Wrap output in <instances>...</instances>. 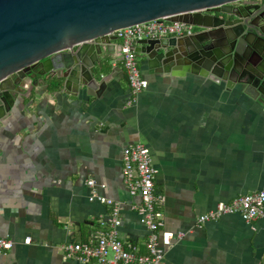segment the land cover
<instances>
[{
  "label": "crops",
  "instance_id": "crops-1",
  "mask_svg": "<svg viewBox=\"0 0 264 264\" xmlns=\"http://www.w3.org/2000/svg\"><path fill=\"white\" fill-rule=\"evenodd\" d=\"M112 44L116 52L91 95H64L58 105L50 83L28 81V97L1 125L0 238L14 248L0 264H82L64 247L93 241L112 213L90 201L92 193L119 205L120 239L146 255L141 198L123 176L124 156L136 144L150 149L158 171L164 230L184 234L166 248L165 264H264V217L198 222L220 203L264 190L263 109L224 83L156 73L142 53L137 62L149 85L130 104L122 40Z\"/></svg>",
  "mask_w": 264,
  "mask_h": 264
},
{
  "label": "water",
  "instance_id": "water-1",
  "mask_svg": "<svg viewBox=\"0 0 264 264\" xmlns=\"http://www.w3.org/2000/svg\"><path fill=\"white\" fill-rule=\"evenodd\" d=\"M240 1L0 0V127L28 97V81L54 85L58 105L64 95H91L116 52L117 38L110 35L161 19L196 31L138 43L135 51L147 56L156 73L224 83L264 111V17L257 25L246 23L243 11L233 7Z\"/></svg>",
  "mask_w": 264,
  "mask_h": 264
},
{
  "label": "built area",
  "instance_id": "built-area-1",
  "mask_svg": "<svg viewBox=\"0 0 264 264\" xmlns=\"http://www.w3.org/2000/svg\"><path fill=\"white\" fill-rule=\"evenodd\" d=\"M193 25L169 22L165 19L155 20L120 29L110 36L122 40L121 59L130 83L132 104L143 90L148 88V82L142 78L137 62L135 46L140 41L163 39L171 37H186L195 33ZM158 171L153 165L152 154L149 148L142 144L133 146L124 156L123 176L125 184L132 196L141 198L140 214L149 231L148 253L138 256L130 252L129 248L119 237V227L122 224L120 207L111 199L99 197L92 193L90 201L98 202L112 208L106 228L90 243H69L64 247L67 258L75 259L82 264L96 260L97 264H165L166 248L175 240L184 237L183 233L175 234L165 229L162 207L164 197L157 193L155 181ZM90 187L94 181H90ZM227 215H239L247 224H251L264 217V190L245 197L233 200L231 203H220L215 211L209 212L198 219L199 224H206L220 220ZM31 238L25 244L31 243ZM14 243L11 240L0 238V257L11 252ZM113 255V259L111 258Z\"/></svg>",
  "mask_w": 264,
  "mask_h": 264
},
{
  "label": "flooded vegetation",
  "instance_id": "flooded-vegetation-1",
  "mask_svg": "<svg viewBox=\"0 0 264 264\" xmlns=\"http://www.w3.org/2000/svg\"><path fill=\"white\" fill-rule=\"evenodd\" d=\"M233 7L243 11V14L247 16L246 23L253 22V25H257L264 17V0H244L233 4ZM225 19L229 22L236 20L233 17H226ZM240 24L244 25V21L241 20Z\"/></svg>",
  "mask_w": 264,
  "mask_h": 264
},
{
  "label": "trees",
  "instance_id": "trees-1",
  "mask_svg": "<svg viewBox=\"0 0 264 264\" xmlns=\"http://www.w3.org/2000/svg\"><path fill=\"white\" fill-rule=\"evenodd\" d=\"M54 90H55V87L54 85H52V87L51 86L49 87L48 92L53 93Z\"/></svg>",
  "mask_w": 264,
  "mask_h": 264
}]
</instances>
